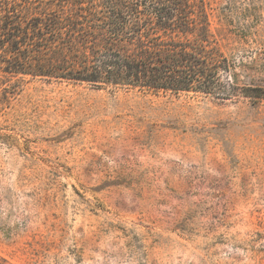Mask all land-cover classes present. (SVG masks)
I'll list each match as a JSON object with an SVG mask.
<instances>
[{"label": "rangeland", "instance_id": "1", "mask_svg": "<svg viewBox=\"0 0 264 264\" xmlns=\"http://www.w3.org/2000/svg\"><path fill=\"white\" fill-rule=\"evenodd\" d=\"M204 2L264 77V0ZM0 264H264V100L0 67Z\"/></svg>", "mask_w": 264, "mask_h": 264}, {"label": "trees", "instance_id": "2", "mask_svg": "<svg viewBox=\"0 0 264 264\" xmlns=\"http://www.w3.org/2000/svg\"><path fill=\"white\" fill-rule=\"evenodd\" d=\"M225 32L204 0H0V67L92 89L264 100V77Z\"/></svg>", "mask_w": 264, "mask_h": 264}]
</instances>
